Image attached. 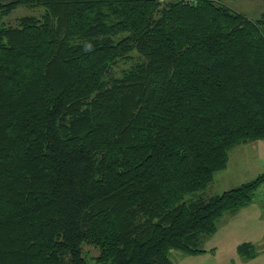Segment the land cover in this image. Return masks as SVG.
Here are the masks:
<instances>
[{
	"label": "trees",
	"instance_id": "trees-1",
	"mask_svg": "<svg viewBox=\"0 0 264 264\" xmlns=\"http://www.w3.org/2000/svg\"><path fill=\"white\" fill-rule=\"evenodd\" d=\"M18 6L41 7L17 25ZM139 61L114 72L119 61ZM264 139V11L218 0H0V264H174L264 174L210 197ZM242 256L255 254L248 242Z\"/></svg>",
	"mask_w": 264,
	"mask_h": 264
},
{
	"label": "rangeland",
	"instance_id": "rangeland-1",
	"mask_svg": "<svg viewBox=\"0 0 264 264\" xmlns=\"http://www.w3.org/2000/svg\"><path fill=\"white\" fill-rule=\"evenodd\" d=\"M4 1V0H3ZM169 0H159L166 3ZM195 1V0H190ZM230 9L241 12L250 19H257L264 11V0H218ZM41 7L18 6L1 20L7 25H17L22 16L39 17ZM131 60L119 61L114 72L128 67L132 61H139L140 56L134 51ZM264 173V140H250L234 145L228 150V162L225 169L218 170L213 180L202 191L189 194L186 198L196 196L210 197L222 191L249 181ZM253 201L248 207L236 212H225L216 221V231L199 244L204 252L189 254L171 249L169 260L174 264H264V184L255 191ZM251 242L255 245V256L242 259L238 255V244ZM82 253L87 264H96L94 257L98 250L84 244Z\"/></svg>",
	"mask_w": 264,
	"mask_h": 264
},
{
	"label": "crops",
	"instance_id": "crops-1",
	"mask_svg": "<svg viewBox=\"0 0 264 264\" xmlns=\"http://www.w3.org/2000/svg\"><path fill=\"white\" fill-rule=\"evenodd\" d=\"M220 3H222L221 1H219ZM222 4H224V3H222ZM225 5V4H224ZM256 140H260V139H256ZM261 140H264V139H261ZM250 141V140H249ZM255 141V140H254ZM228 162V161H227ZM260 174H264V173H260ZM253 200H251L250 202H252ZM249 202V203H250ZM246 204V205H244V206H242V207H240V208H238V209H236V210H234V211H230V212H236V211H239L240 209H242V208H246V207H248V205H250V204ZM216 231V230H215ZM208 237V235H203L202 237H201V239H200V242H199V244H201V242H203L206 238ZM248 243H250V244H252L253 245V247H254V251H255V245L253 244V243H251V242H249L248 241ZM238 246H239V244H238ZM202 250H204V249H202ZM205 251V250H204ZM204 251H202V252H204ZM200 253V252H199ZM238 255L242 258V259H244V260H246V259H250V258H253L254 256H255V254H253L252 256H242L241 254H239V252H238Z\"/></svg>",
	"mask_w": 264,
	"mask_h": 264
},
{
	"label": "built area",
	"instance_id": "built-area-1",
	"mask_svg": "<svg viewBox=\"0 0 264 264\" xmlns=\"http://www.w3.org/2000/svg\"><path fill=\"white\" fill-rule=\"evenodd\" d=\"M186 1H190V0H186Z\"/></svg>",
	"mask_w": 264,
	"mask_h": 264
}]
</instances>
